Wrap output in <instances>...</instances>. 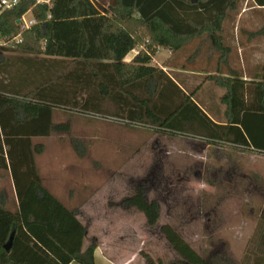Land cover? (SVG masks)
Returning <instances> with one entry per match:
<instances>
[{"label": "trees", "instance_id": "16d2710c", "mask_svg": "<svg viewBox=\"0 0 264 264\" xmlns=\"http://www.w3.org/2000/svg\"><path fill=\"white\" fill-rule=\"evenodd\" d=\"M45 1L21 0L0 18L1 37L15 38L20 34L19 20L32 12L36 25L22 34L23 41L15 49L32 57H47L0 61V171L10 175L19 203L11 210L0 195V264H95L97 243L85 255L69 254L46 226L35 221V215L43 214L56 229L80 226L74 220L75 212L63 211L43 187L36 157L43 154L44 146L33 140L70 131L69 124L54 123L55 109L61 105L58 101H66L75 110L97 115H110L107 106H113L114 117L134 126L152 125L171 137L229 144L228 134L215 133L221 127L198 106L197 89L187 92L152 63L156 49L179 52L186 43L203 36L219 58H227L231 46L226 44L224 25L238 11L239 0H198L196 4L190 0ZM252 1L264 9V0ZM250 37H264V26ZM141 45L147 51L126 63L128 55ZM199 50L194 57L200 55ZM198 59L185 58L180 66L175 65L198 72ZM224 81L229 124L238 123L246 110L238 88L241 83ZM33 184L37 185L34 190ZM54 206L59 207L58 214L51 210ZM122 206L137 208L151 227L159 221L158 204L148 203L141 192L125 199ZM79 228L84 236V228ZM162 231L181 257L179 264H210L172 227ZM11 236L8 252L5 246ZM257 264H264V253Z\"/></svg>", "mask_w": 264, "mask_h": 264}, {"label": "rangeland", "instance_id": "374dc122", "mask_svg": "<svg viewBox=\"0 0 264 264\" xmlns=\"http://www.w3.org/2000/svg\"><path fill=\"white\" fill-rule=\"evenodd\" d=\"M23 17L36 21L32 12ZM263 26L264 9L252 0H239L238 11L224 25L226 44L233 54L245 55L248 36ZM205 38L193 39L179 52L158 48L153 64L160 67L166 58L179 66L185 58H218ZM20 42L1 38L0 48L5 50L0 49V61L47 58L17 51ZM250 43L263 45L264 37ZM198 49L200 55L194 57ZM141 51H147L145 45L138 46L131 59ZM199 64L198 59L195 67ZM58 103L54 123L69 124L70 131L33 140L44 146L43 154L36 157L37 168L50 198L63 211H77L85 232L90 229L91 235L101 236L109 224L116 232L111 241L117 243L131 232L130 222L122 223L128 220L122 202L141 192L148 203L158 204L159 221L151 227L137 208L131 209L130 218L138 230V252L143 249L156 264L181 261L162 231L165 226L210 264H257L264 253V155L253 159L231 147L165 135L152 125L134 126L114 117L113 106H107L110 115H97L75 110L66 101ZM0 195L15 208L12 181L1 171ZM51 210L58 214L60 209Z\"/></svg>", "mask_w": 264, "mask_h": 264}, {"label": "crops", "instance_id": "0c3cea01", "mask_svg": "<svg viewBox=\"0 0 264 264\" xmlns=\"http://www.w3.org/2000/svg\"><path fill=\"white\" fill-rule=\"evenodd\" d=\"M248 39L249 43L244 48L246 50L245 55L233 54L231 47V53L227 58H199L198 72L177 67L175 63L172 64L173 58H166L165 63L158 68L164 70L183 89H191L192 92L197 89L195 100L198 106L215 125L221 127L220 129L216 128L215 133L223 136L228 134L227 138L231 142L229 144L209 145L208 142L210 141L204 138L203 141L209 146L231 147L236 151L249 153L255 159L256 154L264 155V61L262 60L264 58V43L263 45H253L250 42L256 38L253 39L249 35ZM126 59L125 62L129 64L135 58ZM153 63L152 66H155ZM212 76L217 77V79H210ZM224 79L240 80L241 83L237 86L239 92L243 94L246 110L239 116L240 121L238 123L229 124L228 105L224 100L227 94ZM12 186L16 201L15 207L17 208L19 203L13 181ZM1 197V202L11 209L6 197L4 195ZM131 209L136 211L134 208L123 209L128 214V220H122L123 224L130 222L131 232L120 236L117 243L111 241V237L116 235V232L109 224L106 226L109 230H106L101 236L91 235L90 229L83 236L79 228L82 226V222L77 211H74V220L80 224L77 227L70 226L67 228L63 226L57 229L50 227V220L39 214L35 215V221L46 226L50 236L69 254L80 253L85 255L87 248L97 243L94 251L95 264H150L149 261L156 264L151 255L145 256L143 254V249L138 252V230L130 218ZM71 264L80 263L73 261Z\"/></svg>", "mask_w": 264, "mask_h": 264}, {"label": "built area", "instance_id": "2783aa9c", "mask_svg": "<svg viewBox=\"0 0 264 264\" xmlns=\"http://www.w3.org/2000/svg\"><path fill=\"white\" fill-rule=\"evenodd\" d=\"M20 3V0H0V18L1 16L7 11L11 10L14 7H16ZM19 25V32L20 34L13 38V41L20 42L22 38V34L26 31L30 30L34 25H36L35 20H27L25 17H22L21 20L18 22ZM1 34H0V40H1ZM140 126V125H138Z\"/></svg>", "mask_w": 264, "mask_h": 264}, {"label": "water", "instance_id": "95a60500", "mask_svg": "<svg viewBox=\"0 0 264 264\" xmlns=\"http://www.w3.org/2000/svg\"><path fill=\"white\" fill-rule=\"evenodd\" d=\"M193 4H196L198 2V0H190ZM135 55V52H131L128 56L129 58L133 57ZM13 238L14 236H11L9 242L6 244L5 249L6 251H10L11 247H12V243H13Z\"/></svg>", "mask_w": 264, "mask_h": 264}]
</instances>
